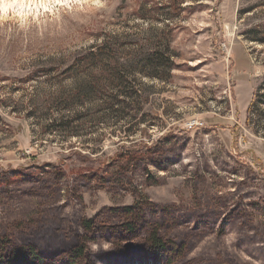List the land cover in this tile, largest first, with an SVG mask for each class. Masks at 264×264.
Instances as JSON below:
<instances>
[{"label": "rangeland", "instance_id": "1", "mask_svg": "<svg viewBox=\"0 0 264 264\" xmlns=\"http://www.w3.org/2000/svg\"><path fill=\"white\" fill-rule=\"evenodd\" d=\"M165 43L173 68L149 77L144 57ZM104 45L112 90L82 60ZM261 96L264 0L0 10V242L19 247L42 226L84 234L83 219L120 225L109 208L140 203L161 238L182 244L175 264H264ZM91 239L95 264H153L146 248L109 255L115 240Z\"/></svg>", "mask_w": 264, "mask_h": 264}, {"label": "trees", "instance_id": "2", "mask_svg": "<svg viewBox=\"0 0 264 264\" xmlns=\"http://www.w3.org/2000/svg\"><path fill=\"white\" fill-rule=\"evenodd\" d=\"M144 58V69L149 77L165 79L164 75L169 76L174 65L169 43H165L163 47L151 48ZM82 60H88L93 64L95 74L111 76L105 80V89L112 90V83L114 86L119 85V78L114 74L116 67H114L112 52L106 50L105 45L99 47L95 52H90ZM92 86L94 88V85ZM133 91L136 92V89ZM119 93L120 90H116V96H120L121 93ZM255 100L248 109V114L253 110L255 113L260 111ZM258 100V103H264V96ZM107 104L112 111L118 105L114 102ZM258 115L261 116V114ZM249 120H251L250 116ZM146 206L151 205L146 204ZM109 210L111 214L119 217L118 220L122 221L120 225H99L95 220L83 219L79 225L84 234L79 232L73 236L74 234L60 232L59 227L42 226L29 234L22 235L19 247H14L7 240H2L0 242V264H95L99 259L98 254H92L89 251V244L94 241L91 236L95 235L115 240L114 243H111L109 250L103 251L109 255L130 249L146 248L143 252L148 253L143 255L141 250L140 257H147L149 254V259L153 264H175L180 259L182 244L161 238L160 229L158 227L159 230L155 227L154 229L147 223L144 216L145 208L140 203L121 209L109 208ZM44 246L53 248V252L48 254Z\"/></svg>", "mask_w": 264, "mask_h": 264}, {"label": "bare ground", "instance_id": "3", "mask_svg": "<svg viewBox=\"0 0 264 264\" xmlns=\"http://www.w3.org/2000/svg\"><path fill=\"white\" fill-rule=\"evenodd\" d=\"M72 1V0H67ZM12 0H0V10L3 15H7L10 11L13 13L16 12L19 14V16L26 17L29 13H38L41 11H50L55 5H60L63 3H55L54 0H45V3L43 6H40L39 4H33L31 7H20L19 4L13 6V7H7L5 10V5L11 4Z\"/></svg>", "mask_w": 264, "mask_h": 264}, {"label": "snow or ice", "instance_id": "4", "mask_svg": "<svg viewBox=\"0 0 264 264\" xmlns=\"http://www.w3.org/2000/svg\"><path fill=\"white\" fill-rule=\"evenodd\" d=\"M55 3H63L67 2V0H54ZM45 3V0H12L11 4L5 5V10L7 7H13L17 4H19L20 7H31L33 4H39L40 6H43Z\"/></svg>", "mask_w": 264, "mask_h": 264}]
</instances>
